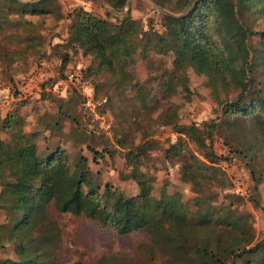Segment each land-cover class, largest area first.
Returning a JSON list of instances; mask_svg holds the SVG:
<instances>
[{
	"label": "trees",
	"instance_id": "trees-1",
	"mask_svg": "<svg viewBox=\"0 0 264 264\" xmlns=\"http://www.w3.org/2000/svg\"><path fill=\"white\" fill-rule=\"evenodd\" d=\"M103 1L114 11L127 5V0ZM51 2L0 0V24L10 23L9 15L13 12L20 16L16 30L6 36L9 44L15 42L19 48L12 50L0 43V60L14 59L32 50L38 52L37 28L55 13ZM188 3L183 15L161 12L162 32L144 30L140 20L127 14L121 21L129 22V26L121 36L139 46V55L144 59H149L150 52L172 55L171 67H164L151 78L157 88L158 104L164 107V115L170 114L174 119L172 129L177 134L176 140L164 149L163 157L181 160V177L198 193L196 198L202 209L190 215L175 196H164L158 201L157 211L147 215L146 200L152 197L154 178L142 170V165L157 147L152 140H127L124 129L122 136L116 138L130 166V177L138 187V193L129 196L109 183L101 185L90 170L74 163L60 143L41 146V130L17 132L23 122L15 107L0 122V130L7 134V139L0 138V177H6L16 192L15 201L0 204L5 214L0 223V248L12 244L18 260L7 259L0 264H59L62 232L48 213L50 206L118 233L145 232L153 242L148 251L153 255L161 253L165 264H264V237L249 246L247 228L242 217L234 214L232 201L222 208L208 204L205 195L216 196L211 182L225 185L216 175L222 171L216 169L213 175L202 171L207 170L208 164L216 165L223 159L212 148V139L217 135L226 140L233 156L256 165L252 173L256 182L263 180L264 29L256 31L254 24L256 18L264 16V0ZM26 15L39 19L34 21ZM69 17L74 46L91 58L86 75L96 89H106L104 95L108 98L107 88L118 84L119 76L116 56L101 35L103 19L83 7L74 8ZM186 64L196 68L209 65L232 93V98L226 100L211 92L220 115L203 128L196 123L175 122L178 106L171 98L179 88L189 91ZM62 120L73 121L75 128H79L76 118L62 109L46 126L62 132ZM87 148L96 154L89 144ZM227 197L242 199L234 194ZM250 199L257 204L253 197ZM95 264L131 263L123 256L107 254Z\"/></svg>",
	"mask_w": 264,
	"mask_h": 264
},
{
	"label": "rangeland",
	"instance_id": "rangeland-1",
	"mask_svg": "<svg viewBox=\"0 0 264 264\" xmlns=\"http://www.w3.org/2000/svg\"><path fill=\"white\" fill-rule=\"evenodd\" d=\"M19 1L31 3L37 0ZM189 1L192 0H129V6L114 11L100 0H52L50 8L55 13L37 28L38 52L32 50L14 59L0 60V122L8 110L16 107L23 122L17 132L41 130V146L60 143L74 163L81 169L90 170L101 185L109 183L129 196L136 195L138 187L130 177V166L116 138L122 136L124 129L127 140H152L157 147L150 151L142 165V170L154 178L152 197L146 200L147 215L157 211L159 200L172 196L185 205L190 215L195 214L202 209L201 201L196 198L198 193L194 192L191 183L181 177V160L163 157L164 149L176 140L177 134L172 129L174 119L170 114L164 115V107L158 104L157 88L151 80L164 67H171L172 55L150 52L149 59H144L139 55L140 47L121 36L129 26V22L121 21L127 14L140 20L144 30L162 32L159 8L179 15L190 6ZM76 7H83L103 19L101 35L116 56L115 68L119 76L118 84L107 88L108 98L104 95L106 89H96L86 75L91 58L74 46L75 34L69 13ZM19 17L13 12L9 15L10 23L0 24V43H6L12 50L19 46L15 42L9 44L6 36L16 30ZM26 17L34 21L39 19L37 16ZM254 29H264V16L255 19ZM257 39L255 36L254 41ZM64 57H67L66 62ZM186 70L189 91L179 88L171 98L178 106L175 122L196 123L203 128L205 123L220 115L211 92L230 100V86L217 77L209 65L196 68L186 64ZM59 109L75 117L79 128L69 120H62V132L47 128L48 120ZM0 138L7 139V134L0 130ZM226 143L217 135L212 139L213 150L223 159L216 165L208 164L207 170L202 171L213 175L220 169L222 174L216 175L225 181V185L221 187L211 182L216 196L206 194L205 197L209 205L218 208L232 201L230 206L234 214L242 217L247 228L245 237L251 246L264 237V176L256 182L252 176L256 165H248L233 156ZM87 144L96 150V154L87 148ZM190 146L194 147L191 143ZM7 181L6 177H0V204L16 199V192ZM228 194L242 199L232 200ZM250 197L257 201L256 205ZM48 213L62 232L59 264H95L98 258L107 254L123 256L131 264H165L161 253L153 255L148 251L153 242L145 232L118 233L83 218L60 213L53 206ZM4 217V210L0 208V223ZM7 259L18 260L12 244L0 248V263Z\"/></svg>",
	"mask_w": 264,
	"mask_h": 264
},
{
	"label": "water",
	"instance_id": "water-1",
	"mask_svg": "<svg viewBox=\"0 0 264 264\" xmlns=\"http://www.w3.org/2000/svg\"><path fill=\"white\" fill-rule=\"evenodd\" d=\"M196 1H197V0H194V2H196ZM100 2L103 3L102 0H100ZM127 6H129V0L127 1ZM159 9H160V11H162L163 13L173 15L171 12L166 11L165 9H163V8H161V7H160ZM185 11H186V8L183 10V12H182L180 15H183V14L185 13Z\"/></svg>",
	"mask_w": 264,
	"mask_h": 264
}]
</instances>
